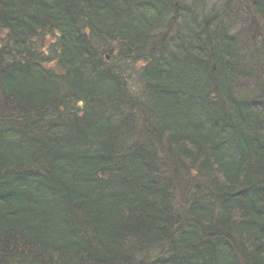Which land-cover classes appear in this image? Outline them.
I'll return each instance as SVG.
<instances>
[{"label": "trees", "instance_id": "obj_1", "mask_svg": "<svg viewBox=\"0 0 264 264\" xmlns=\"http://www.w3.org/2000/svg\"><path fill=\"white\" fill-rule=\"evenodd\" d=\"M235 1L0 0V264H264V0Z\"/></svg>", "mask_w": 264, "mask_h": 264}, {"label": "rangeland", "instance_id": "obj_2", "mask_svg": "<svg viewBox=\"0 0 264 264\" xmlns=\"http://www.w3.org/2000/svg\"><path fill=\"white\" fill-rule=\"evenodd\" d=\"M211 1L212 2L216 1L218 2V4H223L224 0H211ZM248 3H249L248 0H236L235 2H233L231 7H232V10L234 11V15L237 16V19L241 17L243 14L247 16H250L253 14L252 12H249L250 9L247 7ZM244 10L246 11L245 13L243 12ZM260 47L264 51L262 45H260Z\"/></svg>", "mask_w": 264, "mask_h": 264}]
</instances>
